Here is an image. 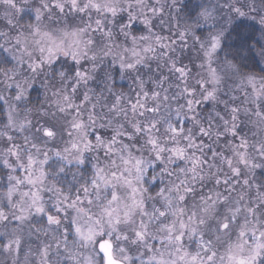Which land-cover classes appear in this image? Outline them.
Returning <instances> with one entry per match:
<instances>
[{
	"label": "snow or ice",
	"instance_id": "6c2138e0",
	"mask_svg": "<svg viewBox=\"0 0 264 264\" xmlns=\"http://www.w3.org/2000/svg\"><path fill=\"white\" fill-rule=\"evenodd\" d=\"M0 264H264V0H0Z\"/></svg>",
	"mask_w": 264,
	"mask_h": 264
},
{
	"label": "trees",
	"instance_id": "16d2710c",
	"mask_svg": "<svg viewBox=\"0 0 264 264\" xmlns=\"http://www.w3.org/2000/svg\"><path fill=\"white\" fill-rule=\"evenodd\" d=\"M245 23H249V22H245ZM253 27H255V26H253ZM258 27V26H257ZM256 35L258 36L259 35V33L258 32H256Z\"/></svg>",
	"mask_w": 264,
	"mask_h": 264
}]
</instances>
